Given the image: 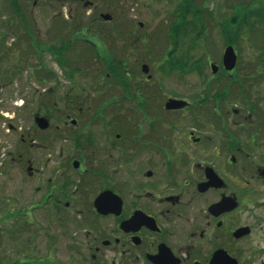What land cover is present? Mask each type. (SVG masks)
<instances>
[{
    "label": "flooded vegetation",
    "instance_id": "flooded-vegetation-1",
    "mask_svg": "<svg viewBox=\"0 0 264 264\" xmlns=\"http://www.w3.org/2000/svg\"><path fill=\"white\" fill-rule=\"evenodd\" d=\"M72 22L66 27L79 30L75 40L84 36L87 53L74 51L79 43L51 56L70 89L63 92L37 53L34 78L42 89L25 105L66 106L61 125L53 129L48 110L34 116L32 128L59 140L57 149L46 140L42 146V206L49 217L63 220L71 209L89 220L80 234L84 264H264L263 84H251V97L242 83H222L239 69L226 70L223 55L221 67L209 58L210 68L163 67L151 48L136 52L149 38L131 33L142 22ZM6 23L13 35L37 38L26 18ZM63 31L49 49L66 46ZM145 57L150 61L133 60ZM14 73L21 75L17 64ZM172 77L174 85L164 82ZM36 116L48 127L41 129ZM27 172L33 176L34 167Z\"/></svg>",
    "mask_w": 264,
    "mask_h": 264
},
{
    "label": "rangeland",
    "instance_id": "rangeland-1",
    "mask_svg": "<svg viewBox=\"0 0 264 264\" xmlns=\"http://www.w3.org/2000/svg\"><path fill=\"white\" fill-rule=\"evenodd\" d=\"M80 1L18 0L24 5L18 13L10 5L9 0H0V45H2L0 47V264H14L17 260H28L30 264H84L87 262L81 257L84 253L79 251V245L83 243L80 234H83L84 222L90 223L89 220L73 216L70 214L71 209H68V214L63 217V220L49 217L48 211H45L42 206L43 186L47 181L45 160L48 157L47 150H44L42 146L46 140V142L50 141L51 145L55 142L51 147L57 149L59 140L57 141L55 135H50L52 131L48 139L47 135H43L40 130L35 132L32 128L33 118L37 114L44 115L51 110L48 113L51 115L54 129L62 124L63 110L66 106L62 104L52 108L35 105V101L25 105V98H29L30 94L42 89L34 78L35 73L38 72L37 68L41 65L37 53L43 55L44 65L47 68L57 72L60 84L65 86L63 92L67 93L70 89L71 85L62 77L58 69L59 64L51 57L57 54L55 50H59L62 47L61 44L59 46L58 42L52 44L54 49H49L48 46L55 40L54 34L57 29L64 30V39L67 41L65 45L69 42L70 48L67 47L65 50L73 51L75 45L80 43V48L74 51L80 50L87 53L89 44L84 47V43L86 44L84 36L78 34L77 36L83 38L78 39L79 41L75 40L76 35L74 37L73 35L78 29L73 26L66 27V24L69 20H74L75 22H72L74 25L81 19H103L101 14L109 13L117 21L114 23V28L119 27L121 21L143 23L142 27L131 29L132 34L149 36L142 45L143 49L140 43L137 44L136 52L140 50L142 52L144 47L151 48L158 56L154 59L155 62L158 60L163 63L164 57L170 54L177 58L178 56L186 57L190 67L210 68L208 58L221 67V57L229 44L228 37L223 32V22L230 20L225 18L233 15L238 7L237 3L253 2V0H191L192 4L195 3V8L203 9V19L206 21L203 29L201 27L200 36L198 38L196 36L198 42L194 46L189 40L191 37L181 36L184 44L182 42L178 44L172 36V28L181 10L179 7L185 0H92L94 5L91 7L88 3L81 4ZM189 7L193 8L191 5ZM210 12H213V15ZM189 16H192V11ZM20 18L31 21V28L37 37L35 40L31 41L26 34L25 36L13 35L9 33L10 27L3 26L12 19ZM55 20L65 21L61 24L62 29L53 26ZM231 23L234 25L237 21H231ZM111 24L105 23L102 28L111 29ZM248 29L252 30V28ZM234 30L240 38L233 40L231 37L230 44L236 45L239 69L235 79H223L222 83H232L235 88L236 83H242L243 88L252 97L251 84L256 82L257 85L263 84L261 87L264 89V37L259 35L261 25L255 28V34H249L250 30H248L247 35L242 37L237 28ZM107 33L111 34L110 31ZM72 39L74 40L70 43ZM88 39L93 41L94 38ZM103 44L106 43L103 42ZM31 45H35V48ZM10 49L12 51L7 53L6 51ZM133 60L150 61L147 57L142 60L138 58ZM16 64L21 71L20 76L14 73ZM192 64L195 66H191ZM258 72L261 74L258 75ZM174 79L172 77L164 82L174 85ZM51 85L49 83V86ZM241 99H246V96L241 95ZM24 138L26 140L22 141ZM31 143H34V146H31ZM50 151L53 152V150ZM29 165L34 167L33 176H29L27 172ZM52 166L53 163H51ZM18 211L24 212L23 215H17Z\"/></svg>",
    "mask_w": 264,
    "mask_h": 264
},
{
    "label": "trees",
    "instance_id": "trees-1",
    "mask_svg": "<svg viewBox=\"0 0 264 264\" xmlns=\"http://www.w3.org/2000/svg\"><path fill=\"white\" fill-rule=\"evenodd\" d=\"M9 2L10 5L13 6V9L17 10V12L18 10H21L18 0H9ZM194 4H192L191 0H185L179 7L181 8V10L177 16L176 24L172 28V36L175 37L176 42L178 41V44H180L181 42L184 44V40L181 37L183 36L189 38L191 37V39H189L192 43L191 45L195 46L198 42L197 38L200 36L202 32L203 25H205L204 23H206L205 19H203L204 18L203 9L199 10L195 8L196 6ZM237 4L238 7H236V10L234 11L233 15H230L225 18L230 20H226L225 22H223V32L228 37L227 39L228 42L232 43V41L230 40L231 37H233V40L239 39V35L235 34L234 28H237L240 31L242 37L244 35H247V31L250 30L248 28H252V30L249 31L250 32L249 34L254 33L255 28L257 29L259 24L261 25V33H262V34L260 33L259 35L264 37V0H253V2L251 3L249 1L248 4H244V3H237ZM190 5L191 7L193 6L192 9L189 7ZM190 11H192V16L188 17ZM211 14L213 15V12ZM231 21L232 22L237 21V23L232 25ZM256 25L258 26L256 27ZM67 47H68V43H66L65 47H61L59 50L56 49L55 51L56 53L64 52V49ZM187 48L189 50V46ZM190 49H192V47ZM67 58H68L67 55H65L64 59L67 60ZM164 59L165 61H163L162 63L163 67H172V68L190 67V63L188 59H186V57L184 56H178L177 58L169 54V56H165ZM191 66H195V65L192 64ZM23 213L24 212L18 211L17 215L19 214L23 215ZM14 264H30V262L28 260H24V261L17 260Z\"/></svg>",
    "mask_w": 264,
    "mask_h": 264
},
{
    "label": "water",
    "instance_id": "water-1",
    "mask_svg": "<svg viewBox=\"0 0 264 264\" xmlns=\"http://www.w3.org/2000/svg\"><path fill=\"white\" fill-rule=\"evenodd\" d=\"M103 18L110 19L111 16L107 14V15H103ZM237 60H238V55L236 53L235 48L232 45L226 47L223 54V65L226 68V70H232L233 68H235L237 65ZM211 67L213 69V72H217L218 69L217 65L213 64L211 65ZM35 120L41 129H44L49 125L48 120L44 117L36 116Z\"/></svg>",
    "mask_w": 264,
    "mask_h": 264
}]
</instances>
